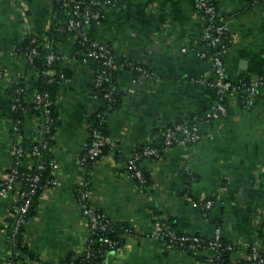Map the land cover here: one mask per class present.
Returning <instances> with one entry per match:
<instances>
[{"label": "crops", "instance_id": "crops-1", "mask_svg": "<svg viewBox=\"0 0 264 264\" xmlns=\"http://www.w3.org/2000/svg\"><path fill=\"white\" fill-rule=\"evenodd\" d=\"M55 1L0 0V183L18 159L16 150H24L21 167H30V148L45 137L33 108L40 71L29 68L15 49L27 36L46 38L64 21L67 13L59 18ZM85 1L99 3L103 14L101 22L85 27L88 39L108 44L128 64L118 68L116 78L121 105L106 119L115 148L93 164L90 175L91 205L130 228L124 242L108 251L105 264H211L208 250L194 254L191 247H166L151 236L158 217L175 232L204 239L219 228L222 238L234 245L232 258L245 264L250 245L261 246L264 233V89L253 95L242 86L232 90L226 112L206 118L218 93L213 47L203 39L205 17L197 0ZM212 3L227 27V78L243 84L264 77V1ZM73 41L69 37L59 44L63 65L72 70L59 90V125L51 147L60 184L44 189L38 214L24 233V243L54 263L81 252L89 236L77 191L85 179L89 115L102 105L93 94L96 59L72 57ZM21 92L29 106L20 132L11 111ZM197 117L199 140L176 142L154 160L143 158L140 165L149 177L145 186L132 176L127 162L136 149L160 145L166 127ZM15 196L12 191L0 198V264H22L7 237ZM207 200L213 201L210 207Z\"/></svg>", "mask_w": 264, "mask_h": 264}, {"label": "trees", "instance_id": "trees-1", "mask_svg": "<svg viewBox=\"0 0 264 264\" xmlns=\"http://www.w3.org/2000/svg\"><path fill=\"white\" fill-rule=\"evenodd\" d=\"M55 6L58 11L59 18H64V13H67V17L64 18V21L58 24L53 31L49 32L47 37L41 39L35 35H30L25 38L23 43L19 45L15 50L16 54L26 58L29 61V68L37 67L40 71L39 78L36 82V87L39 89L38 93H48V101L50 104L48 105L49 113H46L44 110V104L47 100L41 101L40 104L37 103L36 100L33 102V108L35 109L37 116L42 119L44 124V139L42 142H37L33 144L30 148V152L37 147L38 152L34 156V163L31 168H20L21 172L26 174H34L38 170L37 165L41 162L44 163L45 167L39 171L40 180L37 183V187L35 192L32 194V201L29 207L27 214L25 215V223L21 224L14 236V240H11V234L13 233V219L11 224L9 225V230L7 232L8 239L12 242L13 248L16 254H18V258L22 261V264H33L34 260L39 259L40 257L36 255L25 243H24V233L26 231V224L31 219H33L38 214L39 203H40V195L43 193L44 189L47 186L52 185V180L56 178V170L52 169L50 162L54 160L53 154L51 152V147L53 143V135L56 132V129L59 125V108H58V94L61 87V84L66 80L70 79L72 76V70H70L67 66L63 65L64 58H61L62 54L59 51V44L65 42L69 39V37H73L74 41L71 44L70 52L71 56L75 59L83 61L87 59L91 50L94 49L93 41L88 39V41H84L81 36V27H69L70 20H82L81 16L76 14L75 11L81 14L87 7V2L85 0H56ZM98 6L93 5L92 9L96 10ZM63 14V15H62ZM228 35V33H227ZM53 51L60 57L55 59L50 65L47 63L48 54ZM112 54L114 55L113 51ZM115 63L111 67H107L104 64V58L96 59V75L94 79L93 85V94L97 96L101 101L102 105L100 108L92 112L89 115L90 120V132L88 145L92 140V132L94 129H98L102 134L109 136L108 131L106 129V119L107 114L115 109H117L121 105L122 91L118 88L117 84V74L119 67H126L127 61L125 59L116 58ZM52 71V73L50 72ZM104 71V72H103ZM43 74L45 77H43ZM102 75L103 79L98 84V78ZM44 80V81H43ZM23 84V81L21 82ZM11 115L16 123L18 130L22 131L23 117L24 111L28 109V103L25 102L22 92L16 95V99L13 103ZM194 118L188 121H180V122H188L193 123ZM177 122V123H180ZM47 124V126H46ZM113 145H105L102 148L101 154L95 159H87L84 163V178L86 181H90V171L93 170V164L97 162V160L104 154H106L109 150H111ZM146 147L156 148L159 151L158 155H153L150 157H146L141 155L139 160L137 161L138 167L142 170L144 181L139 180L142 185H146L149 182V177L143 170L140 165V161L143 158H149L151 160L157 159L164 152L166 148L165 140L163 137L162 143L160 145L147 144L142 147L136 149L135 152L142 153ZM115 148V147H114ZM113 148V149H114ZM88 153V146L85 156ZM133 153V154H134ZM55 161V160H54ZM128 166V162H127ZM128 168V167H127ZM130 171V170H129ZM130 173H132L130 171ZM138 179V178H137ZM22 184V188H27L29 186V181L22 179L21 177L18 179ZM77 194L80 196V192L77 191ZM101 212V211H98ZM158 217V216H157ZM163 221L169 225V227L173 230L169 221H166L161 218H156V221ZM107 228L97 231L96 233H90V239L92 240V256L86 257L85 247L81 252L78 253H69L66 257L58 262H49L44 260V264H95L98 261L104 263V259L109 250H113L119 247L125 240V236L128 234L130 228L124 222H113L108 218ZM154 222V223H155ZM174 231V230H173ZM175 232V231H174ZM177 235L181 236L184 233L176 232ZM263 238L262 244L260 246L259 252L261 257L264 259V233H261ZM108 238L113 244L114 248H108L104 239ZM170 238H165L168 242ZM223 243V248L221 250V257L216 260L217 264H226L231 258V251L226 249L227 245H233L232 243L221 239ZM234 247V245H233ZM183 248V247H181ZM188 247L187 249H189ZM186 249V248H185ZM202 250V249H199ZM194 253V250H193ZM195 254V253H194ZM251 260L248 259L245 264H250ZM240 264H244L240 261Z\"/></svg>", "mask_w": 264, "mask_h": 264}, {"label": "built area", "instance_id": "built-area-1", "mask_svg": "<svg viewBox=\"0 0 264 264\" xmlns=\"http://www.w3.org/2000/svg\"><path fill=\"white\" fill-rule=\"evenodd\" d=\"M264 1V0H262ZM96 5L98 8L96 10L92 9V6ZM197 5L201 12L205 17V26L203 31V39L211 43L213 47L212 57L214 60V67L216 73V80L213 83V86L216 88L218 93V102L215 109L207 113L205 115L206 118H218L222 114L226 112V96L227 94L235 90L239 87H244L248 94L253 95L257 92L259 87L264 89V77H259L256 80L251 82H244L243 84H238L233 82L232 80L228 79L226 76V70L224 66V55L226 54L229 48V38L227 35V27L223 20L220 19L212 0H197ZM101 5L97 2H92L91 4H87V7L83 12L78 13L75 11L76 14L80 15L82 20H70L69 27H81V36L83 37L84 41H88V37L85 34V27L93 25L95 23H99L102 20L103 14L101 10ZM94 49L90 51L89 57L94 59L104 58V64L107 67H111L115 63V57L112 54L111 48L108 44L105 43H95L93 42ZM60 56L57 55L55 52L51 51L47 56V63L50 65L55 59L59 58ZM61 58H64L61 56ZM139 70L142 72L147 73V69L139 67ZM104 72V71H103ZM103 79V76L100 75L98 78V84ZM47 100L45 102L44 110L46 113H49L48 105L50 101H48V93H37L35 95V100L38 104L41 103L43 100ZM14 107V106H13ZM198 117L194 118L193 123L188 122H180L175 123L172 126H168L165 128L164 131V140L165 145L167 147L172 146L176 142L179 144H186L188 142H194L200 139V132L198 129ZM47 126V124H46ZM113 145V141L110 136H106L101 133L100 130L94 129L92 132V140L91 143L88 145V153L82 159V164L87 161V159H95L97 158L101 152L102 148L105 145ZM38 148L35 147L32 152H30L31 157L34 162V156L37 154ZM16 154L18 156L17 161L12 165L7 177L3 182L0 183V198L7 195L9 192L15 191L16 197L15 201L12 205L11 213L13 219V233L11 234V240H14V236L19 228V226L25 223V215L27 214L29 207L32 201V194L35 192L37 183L40 180V173L39 171L45 167L44 163L41 162L37 165V172L34 174H26L20 171L21 168V161L20 158L24 154V150L22 148H18L16 150ZM159 151L156 148L146 147L142 153L135 152L132 157L128 160V170L132 173V176L138 178L141 181H144L142 170L138 167L137 161L139 160L141 155L146 157H150L153 155H158ZM52 169L57 170L58 164L52 160L50 162ZM33 166V165H32ZM27 167V168H31ZM93 170L90 171L92 174ZM25 179L29 181V186L27 188H22L21 182H19V178ZM52 184H60L57 178L52 180ZM80 200L83 206V214L87 218L89 223V235L90 233H96L97 231L103 230L107 228L108 218L103 212H98L93 205L90 203V181L83 180V183L79 189ZM188 200L193 201V198L190 195L186 196ZM194 202V201H193ZM196 204V202H194ZM213 204L212 200H207L205 205L210 207ZM151 236H154L163 241L164 246L166 247H173L179 246L183 248L191 247L194 250V253H198L199 249L208 250L211 252V255L207 257V261L211 264H217L216 260L221 257V250L224 247L221 241L222 236L220 234L219 228L216 229L213 237L209 239H204L200 235L197 234H190L184 233L183 235L179 236L176 232H174L168 224L163 221H156L154 223V229L151 233ZM165 238H170V241H166ZM104 242L106 243L108 248H114V244L108 239L105 238ZM92 240L90 236H88L85 250H86V257H91L92 254ZM226 249L230 250L231 253L234 250L233 245H227ZM260 245L252 244L250 245V251L248 254V259L251 260L250 264H264V259L261 257L260 252ZM106 258L104 259V263ZM33 264H44V260L40 257L37 260H34ZM95 264H102L101 261L96 262ZM226 264H240L239 260L234 258L229 259Z\"/></svg>", "mask_w": 264, "mask_h": 264}, {"label": "rangeland", "instance_id": "rangeland-1", "mask_svg": "<svg viewBox=\"0 0 264 264\" xmlns=\"http://www.w3.org/2000/svg\"><path fill=\"white\" fill-rule=\"evenodd\" d=\"M41 195H42V194H41ZM41 195H40V197H41ZM15 197H16V196H15ZM14 201H15V200H14ZM86 219H87V218H86ZM87 222H88V220H87ZM88 226H89V223H88ZM36 255L38 256V254H36ZM39 257H41V256H39ZM42 259L45 260V261H47V260H46L45 258H43V257H42Z\"/></svg>", "mask_w": 264, "mask_h": 264}]
</instances>
